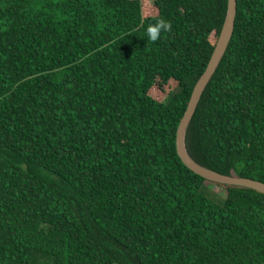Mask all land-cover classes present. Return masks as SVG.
I'll return each instance as SVG.
<instances>
[{"label": "trees", "instance_id": "obj_1", "mask_svg": "<svg viewBox=\"0 0 264 264\" xmlns=\"http://www.w3.org/2000/svg\"><path fill=\"white\" fill-rule=\"evenodd\" d=\"M236 1L184 142L198 163L264 182V0ZM226 11L0 0V264H264V193L209 181L176 150Z\"/></svg>", "mask_w": 264, "mask_h": 264}, {"label": "water", "instance_id": "obj_2", "mask_svg": "<svg viewBox=\"0 0 264 264\" xmlns=\"http://www.w3.org/2000/svg\"><path fill=\"white\" fill-rule=\"evenodd\" d=\"M236 3V0H227L226 16L221 27L219 36L216 40V43L211 52L210 58L206 64L205 69L198 77L192 88L186 108L178 123L176 129V150L179 157L187 167H189L192 171L209 181L224 184L240 185L244 187L253 188L264 193V182L260 180L247 176H237L232 174L221 173L219 171H216L212 168L198 163L189 155L184 142L186 128L193 116L201 94L204 91L211 76L213 75L216 67L218 66L232 36L236 15Z\"/></svg>", "mask_w": 264, "mask_h": 264}, {"label": "clouds", "instance_id": "obj_3", "mask_svg": "<svg viewBox=\"0 0 264 264\" xmlns=\"http://www.w3.org/2000/svg\"><path fill=\"white\" fill-rule=\"evenodd\" d=\"M168 28L169 24L163 19H160L156 22L155 25H149L145 31L148 38L152 41H155L160 35L161 31L167 30Z\"/></svg>", "mask_w": 264, "mask_h": 264}, {"label": "rangeland", "instance_id": "obj_4", "mask_svg": "<svg viewBox=\"0 0 264 264\" xmlns=\"http://www.w3.org/2000/svg\"><path fill=\"white\" fill-rule=\"evenodd\" d=\"M207 185H209L213 190H215L219 195L221 196H225L226 195V191L225 188L223 186L214 184L212 182H207Z\"/></svg>", "mask_w": 264, "mask_h": 264}]
</instances>
